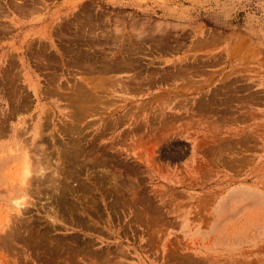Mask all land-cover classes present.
Instances as JSON below:
<instances>
[{"label":"rangeland","instance_id":"374dc122","mask_svg":"<svg viewBox=\"0 0 264 264\" xmlns=\"http://www.w3.org/2000/svg\"><path fill=\"white\" fill-rule=\"evenodd\" d=\"M0 264H264V0H0Z\"/></svg>","mask_w":264,"mask_h":264},{"label":"bare ground","instance_id":"6f19581e","mask_svg":"<svg viewBox=\"0 0 264 264\" xmlns=\"http://www.w3.org/2000/svg\"><path fill=\"white\" fill-rule=\"evenodd\" d=\"M27 158V156L25 155V157L23 158V162H22V166H21V170H20V180L21 181H25L26 179H28V166H27V163H26V159ZM26 159V160H25ZM40 165H41V163H40ZM18 173V172H17ZM26 181H28V180H26ZM25 181V182H26ZM29 181H30V179H29ZM29 184V183H28ZM23 198V197H22ZM26 203V202H25ZM23 204V200L22 199H16L15 201H14V205L17 207V208H19V207H21V205Z\"/></svg>","mask_w":264,"mask_h":264}]
</instances>
